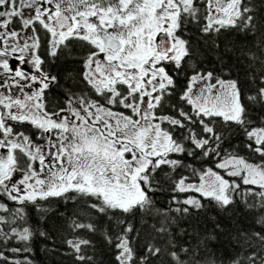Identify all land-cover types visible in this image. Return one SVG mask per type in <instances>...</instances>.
<instances>
[{"label": "snow or ice", "instance_id": "6c2138e0", "mask_svg": "<svg viewBox=\"0 0 264 264\" xmlns=\"http://www.w3.org/2000/svg\"><path fill=\"white\" fill-rule=\"evenodd\" d=\"M37 241L264 264V0H0V264Z\"/></svg>", "mask_w": 264, "mask_h": 264}, {"label": "trees", "instance_id": "16d2710c", "mask_svg": "<svg viewBox=\"0 0 264 264\" xmlns=\"http://www.w3.org/2000/svg\"><path fill=\"white\" fill-rule=\"evenodd\" d=\"M65 68V67H64ZM161 199H166V196L161 197ZM53 206H56V202H53ZM60 209L61 211H67V212H71L72 211V207L71 205L67 206V208L61 203L60 204ZM53 223H59V221H57L55 218H53L52 220L49 221V224H53ZM46 242L43 241H37L36 242V260H37V264H50V261L46 260L44 257L43 252L41 251V248L44 246ZM217 249L219 252L225 253L227 254L230 250L227 247V244L225 242V238H221V243L216 245Z\"/></svg>", "mask_w": 264, "mask_h": 264}, {"label": "flooded vegetation", "instance_id": "af4514ba", "mask_svg": "<svg viewBox=\"0 0 264 264\" xmlns=\"http://www.w3.org/2000/svg\"><path fill=\"white\" fill-rule=\"evenodd\" d=\"M64 67H65V65H60V66L57 67V68H53L52 71H53L54 73L62 72L63 69H64Z\"/></svg>", "mask_w": 264, "mask_h": 264}]
</instances>
